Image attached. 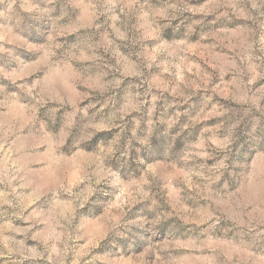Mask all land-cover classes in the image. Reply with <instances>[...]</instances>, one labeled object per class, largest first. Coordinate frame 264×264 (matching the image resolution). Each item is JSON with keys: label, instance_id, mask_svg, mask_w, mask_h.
<instances>
[{"label": "rangeland", "instance_id": "obj_1", "mask_svg": "<svg viewBox=\"0 0 264 264\" xmlns=\"http://www.w3.org/2000/svg\"><path fill=\"white\" fill-rule=\"evenodd\" d=\"M0 264H264V0H0Z\"/></svg>", "mask_w": 264, "mask_h": 264}]
</instances>
